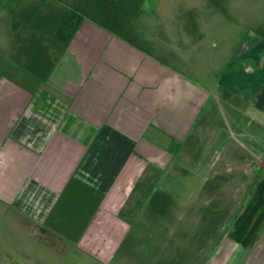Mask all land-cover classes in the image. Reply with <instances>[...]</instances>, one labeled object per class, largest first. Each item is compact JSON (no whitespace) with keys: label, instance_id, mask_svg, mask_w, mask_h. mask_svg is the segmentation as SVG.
I'll use <instances>...</instances> for the list:
<instances>
[{"label":"crops","instance_id":"crops-1","mask_svg":"<svg viewBox=\"0 0 264 264\" xmlns=\"http://www.w3.org/2000/svg\"><path fill=\"white\" fill-rule=\"evenodd\" d=\"M256 21L230 46L217 86L198 81L184 53L170 62L89 21L36 74L39 85L0 77L5 261L132 263L119 256L136 186L211 132L225 144V170L238 172L235 185L251 189L205 264H264V19Z\"/></svg>","mask_w":264,"mask_h":264},{"label":"rangeland","instance_id":"rangeland-1","mask_svg":"<svg viewBox=\"0 0 264 264\" xmlns=\"http://www.w3.org/2000/svg\"><path fill=\"white\" fill-rule=\"evenodd\" d=\"M258 19H264V0H0V77L27 88L39 85L36 74L89 21L170 62H180L184 53L198 81L217 86L230 46L240 31L255 30ZM220 108L210 114L221 129ZM223 145L210 132L195 152L144 175L124 207L130 232L119 258H132L129 264H205L215 254L251 189L236 186L238 172L225 170ZM246 159L251 174L249 151ZM5 255L0 250V264H8Z\"/></svg>","mask_w":264,"mask_h":264},{"label":"trees","instance_id":"trees-1","mask_svg":"<svg viewBox=\"0 0 264 264\" xmlns=\"http://www.w3.org/2000/svg\"><path fill=\"white\" fill-rule=\"evenodd\" d=\"M233 221H234V220H233ZM233 221L231 222V225H232Z\"/></svg>","mask_w":264,"mask_h":264}]
</instances>
